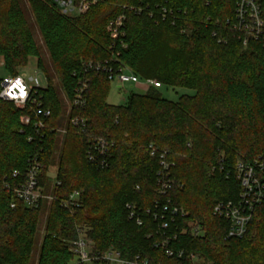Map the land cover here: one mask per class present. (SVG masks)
<instances>
[{"label":"trees","instance_id":"1","mask_svg":"<svg viewBox=\"0 0 264 264\" xmlns=\"http://www.w3.org/2000/svg\"><path fill=\"white\" fill-rule=\"evenodd\" d=\"M82 1L85 11L69 14L53 0H0L3 72L15 75L36 57L47 82L42 104L51 110L44 126L34 129L31 122H21L27 108L0 97V264H34L35 250L36 264H70L79 227L88 228L96 249L112 247L123 258L139 255L148 264H192L190 252L204 264H264V199L240 238L227 237L228 221L213 214L217 203L238 199L237 161L253 166L264 187V39L243 45L226 24L234 20L236 0ZM256 1L264 14V0ZM29 12L69 101L78 82L86 80L85 104L72 105L65 122ZM87 62L125 67L160 86L139 92L133 86L123 104H111L107 74L85 72ZM162 86L193 93L172 101L163 96ZM73 117L86 120L85 130L70 123ZM98 138L108 145L104 165L87 158ZM162 152L173 162L166 198L185 213L171 225L177 235L168 245L185 252L180 258L154 245L160 231L147 212L161 199L155 179ZM33 157L40 167L39 184L53 197L35 207L14 199L4 186L6 180L11 185L21 181ZM54 164L52 182L48 167ZM74 190L80 193L79 205L68 209L61 200ZM127 204L135 206L141 224L129 217ZM189 227H199L201 234L181 233Z\"/></svg>","mask_w":264,"mask_h":264},{"label":"built area","instance_id":"2","mask_svg":"<svg viewBox=\"0 0 264 264\" xmlns=\"http://www.w3.org/2000/svg\"><path fill=\"white\" fill-rule=\"evenodd\" d=\"M63 13L80 14L87 8V3L80 0L76 3L74 0H53ZM226 24L230 29L239 34L243 45H246L249 40L264 39V14L260 4L256 0H236L234 20H227ZM83 69L87 72L89 69L103 71L107 74V78L111 81L116 79L120 86L130 84L140 86L146 90L149 87H159L160 84L153 79L142 80L125 67H118L116 70L110 65L93 64L87 62L83 64ZM47 82L45 77L41 79L39 72L31 74L17 72L15 75L4 74L0 82V97L4 100L11 101L16 107L27 108L29 112L21 117L23 125L32 123L34 129L42 128L44 120L51 116V110L42 104L41 91L46 88ZM86 88V80H80L75 88V94L70 101L71 106L81 107L85 104L84 90ZM72 125L77 126L80 130H85L86 120L84 118L73 117L70 119ZM59 132H64L63 128H57ZM31 140V136L28 137ZM151 154L156 152V149L150 145ZM108 153L107 143L101 139H94L87 150V158L96 164L104 165L105 158ZM160 167L156 171L155 190L161 199H157L153 203L152 210L147 212L152 214L155 221L158 222L160 231V240L155 243L156 247L164 248L166 256H176L180 258L185 255L181 249L176 250L169 248L168 245L176 238V230L171 229V225L176 218L184 217L185 213L182 209L176 206L171 198L167 197V192L172 186V180L169 177V170L173 166V162L167 161L165 152L159 154ZM259 164V162L257 163ZM39 165L35 157L31 158L25 172V176L21 181H17L16 185H11L6 180L5 187L11 190L14 199L35 207L42 200L51 201L52 195L46 193L43 187L39 184ZM235 175L240 183V192L238 199L235 202L221 201L213 208V214L220 216L228 221L227 237L240 238L247 228V224L251 218L253 209L262 199H264V187L259 182L255 175L253 166L248 163L237 161L235 165ZM18 171L12 172V177L17 178ZM80 193L74 190L65 200H61V204L73 209L79 205ZM165 196V197H164ZM14 201L10 206L14 207ZM130 218H135L137 224H141V219L136 213V208L133 204L126 205ZM88 228L79 227L77 229V238L71 243V251L73 258L70 264H148L146 260H140L139 255L134 258H123L119 251L109 247L106 250H99L94 247V242L88 237ZM189 232L192 236L201 234L199 227L182 228L181 233ZM192 264H199L200 257L198 254L190 252L186 254Z\"/></svg>","mask_w":264,"mask_h":264},{"label":"rangeland","instance_id":"3","mask_svg":"<svg viewBox=\"0 0 264 264\" xmlns=\"http://www.w3.org/2000/svg\"><path fill=\"white\" fill-rule=\"evenodd\" d=\"M26 6H27V4H25V7ZM26 16H27V18L30 22V25H31V30H32L34 41L37 45L40 46L41 57L49 68L48 72H49L50 77L52 79V83H53V85L57 91L58 98L61 102V105H62L61 109H62L63 116H64L63 121L65 122V116H67L71 110L70 101L67 99L64 91L62 90L60 82L57 78V74L55 73L54 69L52 68L49 53H48L45 45L43 44L41 35L39 33V30H38L36 24L34 23V19H33L32 15L29 12V13H26ZM1 65H2V59L0 58V76H3L4 72H3V68L1 67ZM18 71L21 73H26V74H31L33 72L38 71L41 79H43L45 77V75L43 74V71L37 66L36 57H33V56L29 57L26 65L20 67ZM45 79H46V77H45ZM153 80H155V79H153ZM140 83L143 84L144 83L143 80ZM130 88H131L130 84H125L124 86H120L116 79L111 80L109 92L107 95V101L109 103L115 104V105L123 104L126 100V96L129 92ZM140 88L141 87H139V88L137 87V89L134 88V90L139 92L142 90ZM159 90L162 92V94L165 98L170 99L172 101L177 100V98L182 94H192L193 93V90H191V89H186V88H181V87H170V86H167V87L162 86ZM64 126L65 125H63V128H65ZM56 168H57L56 164L48 167V173L50 174V178H51L52 182L54 180ZM49 202L50 201H48V203ZM46 215H47L46 211H43L41 213V216H40V222H39L38 231H37V242H36L38 247L40 246L41 239H42V236L44 234ZM37 258H38V250H35L33 253V259H32L34 264H36ZM197 263H195V264H197ZM199 264H204V263H202L200 261ZM207 264H210V263H207Z\"/></svg>","mask_w":264,"mask_h":264},{"label":"crops","instance_id":"4","mask_svg":"<svg viewBox=\"0 0 264 264\" xmlns=\"http://www.w3.org/2000/svg\"><path fill=\"white\" fill-rule=\"evenodd\" d=\"M135 87H138L139 88L140 86H135Z\"/></svg>","mask_w":264,"mask_h":264},{"label":"water","instance_id":"5","mask_svg":"<svg viewBox=\"0 0 264 264\" xmlns=\"http://www.w3.org/2000/svg\"><path fill=\"white\" fill-rule=\"evenodd\" d=\"M130 87H133V85H130Z\"/></svg>","mask_w":264,"mask_h":264}]
</instances>
